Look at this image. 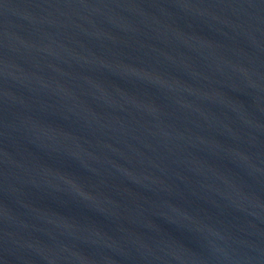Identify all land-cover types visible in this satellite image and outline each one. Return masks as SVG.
Masks as SVG:
<instances>
[{
  "label": "water",
  "instance_id": "water-1",
  "mask_svg": "<svg viewBox=\"0 0 264 264\" xmlns=\"http://www.w3.org/2000/svg\"><path fill=\"white\" fill-rule=\"evenodd\" d=\"M0 264H264V0H0Z\"/></svg>",
  "mask_w": 264,
  "mask_h": 264
}]
</instances>
